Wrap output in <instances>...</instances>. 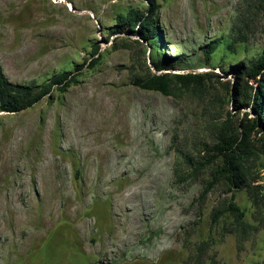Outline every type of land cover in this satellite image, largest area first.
<instances>
[{
  "label": "rangeland",
  "instance_id": "rangeland-1",
  "mask_svg": "<svg viewBox=\"0 0 264 264\" xmlns=\"http://www.w3.org/2000/svg\"><path fill=\"white\" fill-rule=\"evenodd\" d=\"M262 1L158 0L164 53L193 57L171 73L213 74L206 90L165 96L132 82L150 55L139 37L110 34L119 14L147 0H0V65L10 81L42 84L83 66L71 69L80 82L65 92L0 113V264H264L254 190L236 193L254 228L241 244L231 217L213 220L229 187L219 182L203 198L211 170H193L227 113L237 124L257 117L227 96L231 68L264 49ZM248 5L259 9L242 28L247 42L199 65L202 47L232 40ZM93 43L102 60L91 70ZM255 140L264 150V133ZM247 165L264 185V154Z\"/></svg>",
  "mask_w": 264,
  "mask_h": 264
},
{
  "label": "trees",
  "instance_id": "trees-1",
  "mask_svg": "<svg viewBox=\"0 0 264 264\" xmlns=\"http://www.w3.org/2000/svg\"><path fill=\"white\" fill-rule=\"evenodd\" d=\"M147 1L148 6L144 10L131 8L125 14H119L116 25L110 30V34L113 35L124 34L129 38L138 36L139 40H136V43L144 49V55L147 49L150 50L148 60L145 59L139 71L132 74L133 84L142 90L159 92L165 96H173L178 91L189 90L191 87L199 91L206 90L207 80L213 75L209 72L171 73L184 67V64L193 57L187 59L183 55L167 56L164 53L167 42L159 21L160 4L158 0ZM252 8L248 5L246 12L239 14L240 20L235 23L230 34L232 40L225 43L220 40L211 41L206 47L200 49L199 65L211 68L219 47L226 46V49L236 51L239 44L247 42V38L242 36V28L247 26L246 18L249 14H256L259 9L256 6L255 9ZM124 46H128L127 42H124ZM99 51V45L93 43L92 56H98L90 62L91 70L101 64L102 54H99ZM235 65L236 67L231 69L236 74L237 82L233 86L232 94H228L227 97L234 102L236 109L240 111V109L251 107L257 117L250 118L249 113H245L237 124L233 114L227 113L226 119L216 128L212 143L205 148L204 159L198 161L193 170L196 175L204 170H211L201 194L203 198L219 182H224L229 187L232 195L214 212L213 220L218 222L223 218L231 217L238 240L242 244L254 228L246 221L245 211L236 202L237 192L245 188L254 190L257 213L261 215L260 224L264 227V211L260 207L264 202V185L257 183L260 177L259 172L253 177L247 165L249 161L259 159L261 152L264 154V150L258 147V140H255L256 135L264 133V49L257 57L247 62L240 61ZM72 67L78 71L83 69V66ZM71 69L56 72L51 79L42 84H19L10 81L0 65V113L24 112L43 99L51 97L55 87L59 92H65L68 87L77 85L80 82L79 74L73 75ZM215 76L218 77V75ZM251 80L256 82V87L250 85ZM262 140L261 136L259 141ZM179 170V168L176 169L177 176ZM199 249L202 253L205 252L206 245L201 244Z\"/></svg>",
  "mask_w": 264,
  "mask_h": 264
}]
</instances>
